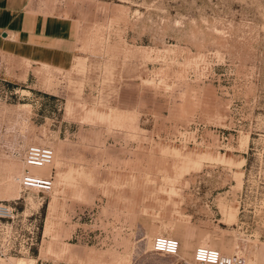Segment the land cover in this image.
<instances>
[{"label": "rangeland", "instance_id": "obj_1", "mask_svg": "<svg viewBox=\"0 0 264 264\" xmlns=\"http://www.w3.org/2000/svg\"><path fill=\"white\" fill-rule=\"evenodd\" d=\"M34 3L73 18L78 65L0 54V264H187L199 244L264 264V0ZM33 143L48 190L15 180Z\"/></svg>", "mask_w": 264, "mask_h": 264}, {"label": "crops", "instance_id": "obj_2", "mask_svg": "<svg viewBox=\"0 0 264 264\" xmlns=\"http://www.w3.org/2000/svg\"><path fill=\"white\" fill-rule=\"evenodd\" d=\"M75 33L72 17L44 12L36 7L34 0H0V54L4 56L26 62L30 67L74 68L78 65ZM41 170L32 172L29 168L37 175L56 174L58 161L49 170ZM19 187L2 192L10 195L13 191L11 194L19 197Z\"/></svg>", "mask_w": 264, "mask_h": 264}, {"label": "built area", "instance_id": "obj_3", "mask_svg": "<svg viewBox=\"0 0 264 264\" xmlns=\"http://www.w3.org/2000/svg\"><path fill=\"white\" fill-rule=\"evenodd\" d=\"M54 157V150L49 145L29 144L23 155L25 169L21 174L20 182L24 187H37L40 190H48L53 185L52 175H37L29 171V166H43L51 163ZM14 207L10 204L0 201V232L7 230V224L3 222L5 219L13 218ZM180 248V241L172 235L156 234L151 240V249L162 254L175 255ZM2 255H6L7 251L1 250ZM21 253V248H13L10 254ZM241 257L238 255L227 258L221 250L212 245H196L192 252V260L187 264H241L237 263ZM241 261V260H240ZM13 264V263H4Z\"/></svg>", "mask_w": 264, "mask_h": 264}, {"label": "bare ground", "instance_id": "obj_4", "mask_svg": "<svg viewBox=\"0 0 264 264\" xmlns=\"http://www.w3.org/2000/svg\"><path fill=\"white\" fill-rule=\"evenodd\" d=\"M54 156H55V154H54ZM53 159H54V157H53ZM53 164V162L52 163H49V164H46V165H43V166H29V168H32V167H39V168H41V169H47V170H49L50 169V166ZM48 165V166H47ZM22 174V173H21ZM21 174L20 175H18V176H16V178H15V180H16V182L18 183L19 182V180L21 179ZM19 179V180H18ZM19 184V183H18ZM20 185V184H19ZM31 188H37V187H34V186H32ZM216 240L218 239V238H215ZM219 240V239H218ZM205 245H207V244H205ZM228 250H229V248H228ZM224 255L225 256H227V258H229V256L230 257H234V255H230L229 253H227V255L224 253ZM241 260V259H240ZM240 260H238L237 261V263H241L242 264V261H240ZM10 263H14V262H10ZM15 264H21V263H15Z\"/></svg>", "mask_w": 264, "mask_h": 264}]
</instances>
